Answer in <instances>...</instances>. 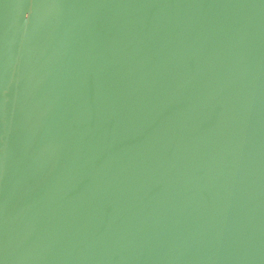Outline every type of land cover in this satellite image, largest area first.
Instances as JSON below:
<instances>
[{
	"label": "water",
	"instance_id": "95a60500",
	"mask_svg": "<svg viewBox=\"0 0 264 264\" xmlns=\"http://www.w3.org/2000/svg\"><path fill=\"white\" fill-rule=\"evenodd\" d=\"M0 264H264V0H0Z\"/></svg>",
	"mask_w": 264,
	"mask_h": 264
}]
</instances>
